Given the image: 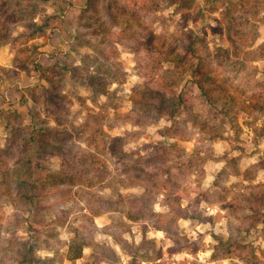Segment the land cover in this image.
Here are the masks:
<instances>
[{"label":"rangeland","instance_id":"374dc122","mask_svg":"<svg viewBox=\"0 0 264 264\" xmlns=\"http://www.w3.org/2000/svg\"><path fill=\"white\" fill-rule=\"evenodd\" d=\"M88 1L0 0V264L63 259L74 236L82 256L61 264H264V110L237 108L264 97V0ZM234 9L244 24L229 37ZM138 19L148 48L122 33ZM191 39L223 87L217 108L158 53ZM34 63L68 71L50 85ZM174 78L160 111L134 108L143 87ZM41 129L53 155L33 156L34 178L49 192L31 214L2 174ZM217 238L236 251L213 257Z\"/></svg>","mask_w":264,"mask_h":264},{"label":"trees","instance_id":"16d2710c","mask_svg":"<svg viewBox=\"0 0 264 264\" xmlns=\"http://www.w3.org/2000/svg\"><path fill=\"white\" fill-rule=\"evenodd\" d=\"M92 4H94V0L88 1L87 7L89 6L90 8H93ZM242 6L243 4L240 3V8L243 9L245 14H248L246 9L249 11V13H252L253 10L256 9V3H253L251 5L245 4L243 7ZM105 8V10L109 13L110 8L108 6H105ZM57 9L59 13H63L65 11V8H62L60 4L58 5ZM233 11L236 13L235 16H233L229 10L224 11L226 17H228L229 21L231 22L227 28L229 32L228 36L238 37L240 36V29L244 24V15L239 14L240 11H237V9H234ZM109 16H111L110 13ZM110 19L116 20V18L112 16ZM123 23L126 25L123 26ZM246 23H248V21H246ZM122 26V33L124 36L140 37L143 40L145 46L147 48L150 47V44H152V31L149 30L144 22L139 19L135 24L124 21L122 22ZM161 42L162 46L157 50L159 55H161V57L163 58V61L169 65L170 72L182 74L190 71L191 85L194 86V88L198 89V91L201 93V95H203L204 99L211 107H216V97H214V93L218 90H221L223 87L220 86L215 79L204 72L202 59L200 57L201 47H196L198 41H194L191 39L188 47L184 48L182 51H176V47L167 45L166 43H164L165 41ZM33 69L41 76L42 79L46 80L50 85L54 83V80L52 79V77H50L51 75L57 77L60 75L59 70L68 71L67 67H60L56 63L48 67H42L41 65L34 63ZM169 80L170 81L160 79V84L156 88L143 87V90H141V92L137 96L131 98V103L133 104L134 108L139 109V111L145 110V112L150 108H153L156 111H160V108L163 107V104L165 102L164 96L169 92L171 94L174 93V91H172L171 89L168 91L169 87L172 88L173 86L178 85V80L176 78ZM165 90H167V92ZM28 92L32 95L33 89H30ZM48 95L55 96L56 94L50 92ZM34 96L35 95H33L32 97ZM229 98V101L233 100L231 97ZM178 102H183L181 97L178 99ZM237 108L240 110L251 112L263 111L264 97L259 96L256 100L246 104L238 103ZM47 137L49 138L48 130L41 129V133L35 139L37 148L35 149L34 154L32 153L30 148L22 146V152L17 158V161L15 163L16 165L14 166L11 175L8 176L7 174H2V179L5 181V183H7V185L11 186L12 184H15L19 188L21 192V199L24 200L26 205H28L31 214H33V212H37V209L40 207V203H38L39 196H42L46 192H49L45 186V183L43 182L44 180L41 179L42 181H40L37 179L41 177L38 176L35 177L36 179L34 178V176L36 175V170L42 171L43 165L40 163L41 161H37L33 158L34 155L38 156L40 159L44 158L45 156L53 155L51 150L48 151V147L50 148L51 145L48 143ZM23 176H26L30 179H35L37 184L31 183L27 179H24ZM44 176H47V178H55V175L53 173H49ZM31 222H35V220L31 219ZM217 241L218 243L214 246L213 249V257H215L216 253L220 250L225 253L236 251L237 241H233L232 239L223 241L219 238H217ZM82 251L83 244L74 236L73 239L69 242L67 252L63 256V259H65V261H67L68 263H72L81 258ZM63 259H55V257L50 259H39L37 261V264H61Z\"/></svg>","mask_w":264,"mask_h":264}]
</instances>
